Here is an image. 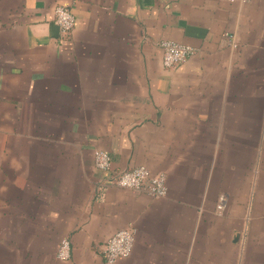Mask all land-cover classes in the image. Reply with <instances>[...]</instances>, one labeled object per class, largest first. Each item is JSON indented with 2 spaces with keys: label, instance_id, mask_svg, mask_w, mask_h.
<instances>
[{
  "label": "crops",
  "instance_id": "1",
  "mask_svg": "<svg viewBox=\"0 0 264 264\" xmlns=\"http://www.w3.org/2000/svg\"><path fill=\"white\" fill-rule=\"evenodd\" d=\"M140 165L165 197L111 179ZM127 227L117 264H264V0H0V264H106Z\"/></svg>",
  "mask_w": 264,
  "mask_h": 264
},
{
  "label": "built area",
  "instance_id": "2",
  "mask_svg": "<svg viewBox=\"0 0 264 264\" xmlns=\"http://www.w3.org/2000/svg\"><path fill=\"white\" fill-rule=\"evenodd\" d=\"M55 22L63 35H69L75 27V16L66 6H56L54 10ZM160 46L163 51V64L165 67H174L186 62L195 54L196 48L172 40H162ZM94 165L98 170L109 171L112 168V159L108 152L96 150ZM113 182L121 187L133 190H142L153 197H165L168 193L167 176L165 173H153L144 165L132 169L121 170L111 176ZM135 229L127 227L112 234L104 247L106 264H117L120 258H128L135 243ZM71 240L64 238L57 251L60 260H68L71 257Z\"/></svg>",
  "mask_w": 264,
  "mask_h": 264
}]
</instances>
